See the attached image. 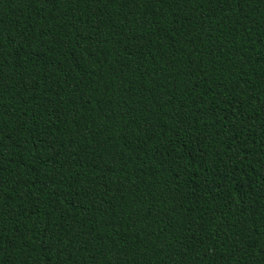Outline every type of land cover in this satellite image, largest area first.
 Wrapping results in <instances>:
<instances>
[{
  "label": "trees",
  "instance_id": "1",
  "mask_svg": "<svg viewBox=\"0 0 264 264\" xmlns=\"http://www.w3.org/2000/svg\"><path fill=\"white\" fill-rule=\"evenodd\" d=\"M0 264H264V0H0Z\"/></svg>",
  "mask_w": 264,
  "mask_h": 264
}]
</instances>
